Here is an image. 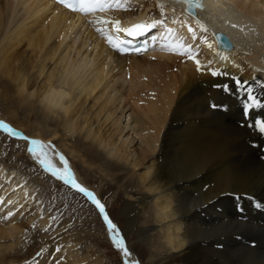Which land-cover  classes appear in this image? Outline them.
<instances>
[{"label":"bare ground","instance_id":"6f19581e","mask_svg":"<svg viewBox=\"0 0 264 264\" xmlns=\"http://www.w3.org/2000/svg\"><path fill=\"white\" fill-rule=\"evenodd\" d=\"M202 3L194 17L184 0H111L82 16L54 0H0V120L28 138L0 133L13 160L0 158V264H104L73 250L79 236L67 216L48 224L49 205L68 213L83 198L41 171L33 139L49 146L53 163L64 152L84 180L91 181L76 157L119 185L129 264L139 259L128 236L145 246L148 264H264V253L252 260L245 251L264 237L254 234L264 228V135L248 125L264 110L246 119L243 96L214 87L228 78L211 75L247 81L264 103V0ZM165 16L171 20L158 28ZM132 23L155 25L146 34L149 52L119 54L109 43ZM216 31L231 49L216 44ZM169 43L190 46L191 55L176 60ZM25 164L41 179L25 178ZM50 193L58 201L44 200ZM89 208L77 214L87 224L100 217ZM31 215L38 230L26 242Z\"/></svg>","mask_w":264,"mask_h":264},{"label":"rangeland","instance_id":"374dc122","mask_svg":"<svg viewBox=\"0 0 264 264\" xmlns=\"http://www.w3.org/2000/svg\"><path fill=\"white\" fill-rule=\"evenodd\" d=\"M170 21L171 18H168V16H165L163 19L157 21L156 23H159L158 28H164V22L166 20ZM173 20V19H172ZM175 22V20H173V23ZM179 24V23H176ZM105 28L106 25H103ZM165 28H167V26H165ZM160 30V29H159ZM103 32V30L101 31V33ZM162 32L160 33L159 37L157 36V38L159 39L161 37ZM162 39V38H161ZM154 48L153 43H151V48L147 51L149 52L150 50H152ZM144 53V52H143ZM184 57V54L181 53H176V60H181ZM174 72L179 73L178 68H176V66H174ZM1 106V105H0ZM125 119L127 118V116L124 117ZM0 133H3L5 135L9 134L6 133V131H4V129L2 127H0ZM11 135V136H10ZM8 136V135H7ZM14 136V135H13ZM12 134H9V138L14 140V141H19L20 139H15L13 138ZM12 137V138H11ZM66 143L69 142L68 140L65 141ZM7 144V145H6ZM8 142H0V158L1 160L3 158H6L7 162L13 161L11 158V154L7 155V150L4 149H11V147H9ZM19 148V146L17 147V149ZM5 151H4V150ZM16 149V147H15ZM3 150V151H2ZM19 154H23L22 149L19 150ZM28 151H26L27 153ZM62 152V154H58L55 153V160L57 161L56 163H53L52 160V164H54L57 168H63L64 167V163L60 160V155H63L65 157V159L67 160L68 163V167L72 170L76 180L78 183H80L81 185H83L84 187L88 188L89 190L93 191L94 193H98V192H103L104 197H105V202L107 205V209L109 210V217L112 219L113 223H115L117 225V228L123 231V226L126 225V219L125 217L121 214V206H120V202L116 199V194L118 193V184H115V182L113 180H111V177L107 176H103L102 174L98 173L97 170L95 169H89L87 170L86 166L83 165L81 163V161L79 160L78 157L75 158V163L78 164L77 168L79 170H81L82 168L84 169V173H86L89 178L91 179V181H88V178H86V180H84L85 175L83 176L82 174H78L77 171L75 170V168L73 167V163L70 161V157L66 156V154ZM25 158L29 159L28 161H30L31 163H34L37 165V161L33 160V157L30 156L29 154H25L24 155ZM71 163H70V162ZM4 162V161H3ZM59 163V164H58ZM19 164V163H18ZM38 167L41 169V171L46 170L45 168L43 169V166L38 165ZM42 167V168H41ZM24 174H22L23 176H25V178H40V174L35 175L34 174H29V166H27L26 164L24 165V167L21 170ZM26 171V172H25ZM48 170H46L47 172ZM21 172V173H22ZM45 172V171H44ZM45 172V173H46ZM48 175L52 178H56L55 176L52 175V173L50 171L47 172ZM33 176V177H32ZM35 176V177H34ZM85 182H84V181ZM44 184L46 185L47 182L45 181ZM109 184H115L114 187L112 189H110L108 187ZM87 185V186H86ZM38 187V186H37ZM66 187H69L68 189L72 190L73 192H76L80 195V197H82L85 201L88 202V204H85L83 199L79 198V203L76 202L75 207L71 210L72 212H68L69 213V217H68V213L63 210L61 211V209L59 208H55V206L51 203L58 201L57 197H54V193H50L47 194L46 196H43L44 200H47L49 204L50 209L47 210V213L50 211L49 214H47L46 218H48V224L54 225L57 223H59L61 220H64L65 217L67 216V222H69V224L71 226H73V231L77 232V236H79V240H77V245H75L73 247V250L75 249L76 251H79V253H90L92 256L94 257H99L104 264H129L127 262V257H125L123 251L119 248L116 247L115 243H113V241H111L108 237H110L108 234L111 235V233L109 232L106 223L103 221L101 215L99 214V220H95L92 223L87 224L85 220L80 219V216H77V214H82V212H88V210H90L91 208H89V205H92V207L98 212V210L95 208V206L89 201L87 200L86 197H84L82 194H80L79 192L76 191V189H74L71 185L67 184ZM37 190V189H36ZM55 190H57V188H55ZM261 194L264 195V190H261ZM40 196H42V193L39 194ZM125 195H121V198H124ZM78 198V197H77ZM103 203V201H101ZM90 203V204H89ZM103 203V204H104ZM7 207H10L9 204H7ZM55 210H59L56 215H52V213ZM73 211H75L73 213ZM66 212V215H64ZM60 214V215H59ZM63 214V215H61ZM43 215V214H42ZM36 216L38 215H31V219L27 221V225L30 227V229L28 230L29 232H27L26 234L28 236H26L24 239L26 242H28V240L30 239V234L32 235L33 233H35L38 230V226H33V224L35 223V219L37 218ZM89 216V215H88ZM34 217V218H33ZM83 217V216H82ZM28 219V218H27ZM66 222V223H67ZM264 223V222H263ZM264 226V224H263ZM76 227V228H75ZM103 228H104V232H103ZM32 229V230H31ZM249 229L246 227H242V231L249 233L248 231ZM255 233H257V231H262V233L264 232V228L262 229H254ZM104 234V235H103ZM108 237H107V236ZM112 236V235H111ZM259 235L254 236L252 243L249 245L252 246L249 248H246V250L248 251V255L250 257H252V260H256V256L261 255L262 253H264V244L260 243L261 241H264V237H258ZM256 237V239H255ZM23 239V240H24ZM127 244L130 245L133 248V252H135L136 257H138L139 259V264H148L147 260L148 259L147 255H146V249L145 246L142 244L141 241H139L136 236H128L127 238ZM262 245V246H261ZM258 246V247H257ZM250 251L253 253L251 254ZM70 253H68L69 255ZM124 255V257H123ZM28 262V261H27ZM52 264V263H51ZM132 264H137L136 261L135 263L132 262Z\"/></svg>","mask_w":264,"mask_h":264},{"label":"snow or ice","instance_id":"6c2138e0","mask_svg":"<svg viewBox=\"0 0 264 264\" xmlns=\"http://www.w3.org/2000/svg\"><path fill=\"white\" fill-rule=\"evenodd\" d=\"M60 2L65 4L66 7L72 9L73 11L88 13L96 11L98 9L103 10L106 0H60ZM116 23L118 24L119 22L117 21ZM153 27H155V25L139 23L127 29L117 28L116 30L118 32H126L128 37H140ZM189 31H193L191 27H189ZM193 38H195L194 33ZM153 39H155V37H153ZM128 42L130 43V41ZM109 43L116 47L121 53H128L129 51H135L139 53L142 50H146L141 48H125L123 47V45L126 43V41L120 40L119 42H116L112 39V37H109ZM167 47H169L174 52H180L181 54L187 52L189 55H191L190 46L186 48L183 44L180 43H169ZM209 47H211V45H209ZM196 66L198 70L202 67L198 60L196 61ZM211 75H224L228 78L227 82L216 84L214 85V87L222 88L223 91L230 94L234 93L237 96H243L241 104L243 106V112L246 119H248V117L252 114V110H264V103H262L260 99L253 95V89L248 86L247 81H244L240 78L231 77L227 72H217L213 70L211 72ZM213 107L216 106L213 105ZM248 125L250 127H255L258 133L264 135V116L257 114L254 120L248 119ZM0 127H2L4 131L8 132L9 134L15 136L20 135V133L17 132L16 129L10 127L9 124L4 123L2 121H0ZM23 138L28 139L27 137ZM30 144L32 145V147H30L29 151L38 157L40 164L43 165L45 169L50 171L53 176L63 181L65 184L71 185L79 193L83 194V196L86 197L87 200H89L95 206V208L98 210V213L101 215L103 221L106 223L109 232L112 234V239L116 247L123 250L125 257L129 256L128 249L125 247L124 240L120 236L119 229L109 217L105 205L101 202V200L93 191L89 190L88 188L82 186L80 183L77 182L72 170L68 167V163L65 157L63 155H60V160L64 163V167L57 168L54 164H52L48 152L46 151V148L49 146L44 145L43 142L35 139L31 140ZM37 147L39 148V152H37Z\"/></svg>","mask_w":264,"mask_h":264},{"label":"water","instance_id":"95a60500","mask_svg":"<svg viewBox=\"0 0 264 264\" xmlns=\"http://www.w3.org/2000/svg\"><path fill=\"white\" fill-rule=\"evenodd\" d=\"M214 36L217 40V42H219V44H221V46L230 49L233 47V43L231 42V40L228 38V36L226 34H224L221 31H216L214 33Z\"/></svg>","mask_w":264,"mask_h":264}]
</instances>
